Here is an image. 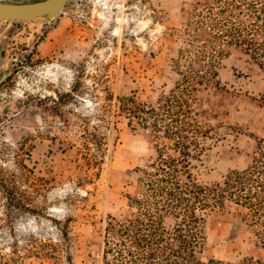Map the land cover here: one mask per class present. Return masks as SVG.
Returning <instances> with one entry per match:
<instances>
[{"label":"rangeland","instance_id":"374dc122","mask_svg":"<svg viewBox=\"0 0 264 264\" xmlns=\"http://www.w3.org/2000/svg\"><path fill=\"white\" fill-rule=\"evenodd\" d=\"M235 1L69 0L45 22H0V73L11 70L0 86V264H60L49 251L63 227L74 264L99 259L109 216L129 214L137 168L155 156L124 104H156L191 58L220 49L205 31L229 27ZM246 47L228 44L216 82L191 102L199 124L225 137L196 162L202 182L250 164L264 136V46L256 58ZM245 212L228 203L207 215L201 259L264 254Z\"/></svg>","mask_w":264,"mask_h":264},{"label":"trees","instance_id":"16d2710c","mask_svg":"<svg viewBox=\"0 0 264 264\" xmlns=\"http://www.w3.org/2000/svg\"><path fill=\"white\" fill-rule=\"evenodd\" d=\"M243 5L251 17L249 25L239 18ZM234 7L235 20L229 27L217 22L216 33L205 31L221 40L220 49L205 58H191L189 70L178 72L179 80L156 104H124L132 116L129 124L150 131L155 156L147 167L137 168V195L128 197L132 210L122 218L109 216L100 257L87 264H264V254L238 261L200 257L207 215L228 203L246 210V224L256 228L255 245L264 250V136L255 137L256 155L245 167L233 168L212 182L200 181L192 171L211 145L208 140L225 138L216 135L215 128L199 124V113L191 105L198 85L216 82L214 67L226 56L228 44L247 45L253 58L264 46V0H236ZM203 64L210 69L197 68ZM259 100L263 105L264 90ZM60 230L61 242L50 245L49 254L60 264H74L69 231Z\"/></svg>","mask_w":264,"mask_h":264},{"label":"water","instance_id":"95a60500","mask_svg":"<svg viewBox=\"0 0 264 264\" xmlns=\"http://www.w3.org/2000/svg\"><path fill=\"white\" fill-rule=\"evenodd\" d=\"M68 0H0V22L4 20H35L45 22L54 18ZM11 74V70L0 75V84Z\"/></svg>","mask_w":264,"mask_h":264},{"label":"flooded vegetation","instance_id":"af4514ba","mask_svg":"<svg viewBox=\"0 0 264 264\" xmlns=\"http://www.w3.org/2000/svg\"><path fill=\"white\" fill-rule=\"evenodd\" d=\"M19 1H23V2H25V1H35V0H19ZM69 1V0H68ZM67 1V2H68ZM67 2H66V4H67ZM65 4V5H66ZM65 7V6H64ZM13 20H16V19H13ZM17 21H20V20H17ZM0 55H2V52H1V54ZM8 71V70H7ZM6 72V71H5ZM3 72H1L0 73V75L2 74ZM11 75V74H10ZM10 75H8L6 78H5V80L10 76ZM5 80H3V82L5 81ZM3 82L0 84V86L3 84Z\"/></svg>","mask_w":264,"mask_h":264}]
</instances>
